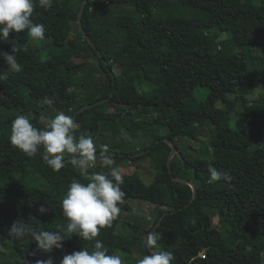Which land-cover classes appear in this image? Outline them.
Masks as SVG:
<instances>
[{
  "label": "trees",
  "instance_id": "trees-1",
  "mask_svg": "<svg viewBox=\"0 0 264 264\" xmlns=\"http://www.w3.org/2000/svg\"><path fill=\"white\" fill-rule=\"evenodd\" d=\"M83 1L54 0L48 10L36 7L32 19L45 26L43 40H33L25 31L0 41V72L8 71L2 53L12 54L16 47L21 67L0 82V264H36L49 257L60 264V257L83 247L93 250L96 240L108 254L122 253L129 264H139L132 255L134 247L140 245L151 254L145 235L165 212L153 231L160 234L154 250L171 252L170 264H261L264 109L250 105L239 89L264 85V60L255 75L249 70L248 54L251 48H264V0H88L83 26L108 65L80 30ZM91 53L107 77L99 97L79 100L72 87L81 85L75 81L89 64L83 57ZM216 83L225 93L240 94L239 127L232 112L220 104ZM129 86L139 88L130 92ZM45 97L54 102L45 104ZM103 98L108 100L77 115L75 135L99 143L97 153L103 150L101 138H120L108 150L128 163L140 157L133 154L147 151L145 156L155 162V181L146 184L137 173L121 174L120 187L125 197L158 206L153 226L140 236L119 230L122 213L132 209L123 197L119 216L93 241L73 234L63 248L46 253L30 239H11L8 229L16 220L37 230H63L61 202L70 183H87L66 161L71 159L68 154L65 167L56 172L43 161L42 147L34 157L15 148L10 143L12 121L23 114L43 128L45 112L49 119L59 112L73 117L83 105ZM205 125L212 128L207 138ZM170 143L177 147L172 172ZM209 165L227 172L231 181L210 182ZM174 177L196 184L193 201L192 187ZM41 207L46 214H40Z\"/></svg>",
  "mask_w": 264,
  "mask_h": 264
},
{
  "label": "clouds",
  "instance_id": "clouds-1",
  "mask_svg": "<svg viewBox=\"0 0 264 264\" xmlns=\"http://www.w3.org/2000/svg\"><path fill=\"white\" fill-rule=\"evenodd\" d=\"M54 0H0V41L8 39L10 33L27 34L33 40L45 38V26L33 22L32 16L36 7L48 10ZM19 49L14 48L13 53H2L8 65L7 72H0V82L9 78V73L21 71L17 62ZM53 99L44 98V103L51 105ZM43 119V118H42ZM78 125L72 116L59 112L54 118L45 121L43 128L35 127L26 115H18L11 126L10 143L21 150L26 156L34 157L40 153L44 162L56 172L65 167V155L71 156V164L78 170L79 176L87 183L78 179L73 180L61 202L62 215L66 225L60 231L37 230L21 220L14 221L8 229V236L19 242L25 243L28 239L36 243L37 250L51 253L54 249L63 248L66 238L73 234L84 241H93L98 237L100 230L110 226L120 214L119 205L124 203L125 193L120 185L123 177L114 167L115 158L109 152L107 145H102V151L97 153L96 145L91 137L75 135ZM97 159L102 168L108 173L93 172ZM208 172L211 181H231L227 172H220L209 165ZM41 215L47 209H39ZM67 233V234H66ZM160 234L151 232L147 235L144 245L151 250L150 255H145L139 264H170L174 256L168 251H155ZM261 264H264V252L260 254ZM36 264H54L52 257L37 260ZM60 264H122L121 257L108 254L103 242L96 240L93 250L83 247L63 257Z\"/></svg>",
  "mask_w": 264,
  "mask_h": 264
},
{
  "label": "rangeland",
  "instance_id": "rangeland-1",
  "mask_svg": "<svg viewBox=\"0 0 264 264\" xmlns=\"http://www.w3.org/2000/svg\"><path fill=\"white\" fill-rule=\"evenodd\" d=\"M122 18L121 16H119ZM74 36L71 38V42L73 43L75 40ZM38 42V41H36ZM249 54V70L253 74H259L262 65L261 60H264V48H251L250 51H248ZM86 58L89 64H86L84 71L82 72V77L84 76V83H82V77L78 76L77 80L75 81L76 85L72 87V90L78 94L79 100L81 99H94L100 96L99 89L101 87V84L106 80L107 74L106 71L101 67L98 58L93 55L92 53L89 54ZM82 58V59H83ZM254 58V59H253ZM81 61V59H79ZM264 62V61H263ZM114 72L118 73L120 68L118 65H114L113 68ZM216 92L220 97V104L225 105L229 111L232 112V117L234 119L236 127L240 126L241 121V113L243 110L242 107V99L240 98V94L234 93V94H228L225 93L222 89V86L220 84H215ZM138 89V87L135 86H129L127 89L128 91L132 92L135 89ZM98 89V90H97ZM240 92L245 93V97L248 100V103L250 105H257L260 107V109H264V85H259L255 89H251L249 86H242L240 87ZM203 93L202 90L199 91L201 94ZM205 93V92H204ZM204 93L200 96H204ZM54 107V106H53ZM55 109V108H53ZM105 110H113L111 107L105 108ZM56 111V109H55ZM19 112V111H18ZM33 112L31 111V115ZM43 118V119H42ZM49 119V112H45L44 115L41 117L42 123L45 124V121ZM205 128L208 133H206V138L210 137L209 135L212 132V128L209 125H205ZM108 135V130L103 129V136ZM126 137L127 133L125 132ZM120 141V138L111 139L110 141L108 139L101 138L99 142L103 143L104 145H107L111 147V145H114V143ZM99 144V143H98ZM98 144L96 143V149L98 148ZM119 149V148H117ZM139 153V152H138ZM145 154L140 155L138 159H136L134 162H127V160L124 158H115L120 160V162H117L118 164H121V168L123 170L121 171V174H132L137 173L146 184H151L155 181V162L150 156H145ZM144 156V157H141ZM138 157V156H136ZM116 161H114V167L116 164ZM106 168H102L100 165L99 159H97L95 166L91 169L94 172H103ZM119 170V169H118ZM120 172V171H119ZM125 197V196H124ZM126 200L131 204L132 209L131 211H124L121 216V223L119 225V230L127 231L129 233H132L136 236H140L143 234L144 231L148 230L153 226L154 220L156 219L158 215L157 208L153 203L147 202L145 200L139 199V198H130L125 197ZM128 221V223H126ZM215 221H217V217H215ZM66 225V224H65ZM63 226V229L65 227ZM149 233V231L147 232ZM157 249V246L155 247ZM116 255H119L122 260V264H129V261L123 256L122 253H116ZM136 258L139 259V261L145 256L148 255L142 246L137 245L134 247L133 254ZM64 256L60 257V261L63 259ZM126 259V260H125Z\"/></svg>",
  "mask_w": 264,
  "mask_h": 264
},
{
  "label": "water",
  "instance_id": "water-1",
  "mask_svg": "<svg viewBox=\"0 0 264 264\" xmlns=\"http://www.w3.org/2000/svg\"><path fill=\"white\" fill-rule=\"evenodd\" d=\"M87 2H88V0H84L83 3H82L81 9H80V12H79V15H78V24H79V26H80V30L82 31L84 37H85V38L89 41V43L93 46V48L96 50V52L98 53V55L102 58L103 62H104L106 65H108V64H109V61L105 58V56H104V54L102 53V51H101L100 49L97 48L96 44H95V43L93 42V40L90 38V36L88 35V33L86 32V30H85V28H84V26H83L82 18H83V14H84V12H85V7H86ZM112 94H113V93H112ZM107 100H108V98H103V99L98 100V101H96V102H93V103H90V104L83 105L80 109H78L77 113L73 116V119L75 120L76 117H77V115H78L80 112H82L83 110H85V109H87V108L94 107V106H96V105H99V104H101V103H103V102H106ZM170 145L172 146V150H171L170 155H169V158H168V167H169V169H170V172H172V169H171V160H172L173 155H174L175 152L177 151V147H176L173 143H170ZM110 153H112L113 156H114V155H117L116 152H110ZM145 153H147V151H141V152H139V153H135V154H133L132 156L136 157V156L143 155V154H145ZM121 155H123V154H121ZM70 160H71V159H68V160H66V161L70 162ZM174 179L177 180V181H183V182H186V183H188V184L192 187L193 192H194V195H193V198H192L191 201H193V200L196 198V195H197V186H196V184L193 183V182H190V181H188V180H186V179H183V178H181V177H174ZM186 206H187V205H186ZM166 214H167V213L165 212V213L160 217V219H159L157 225H156V226L154 227V229H153L152 231H150V232L155 231V230L157 229V227H159V226L161 225V223H162L163 219L165 218ZM148 234H149V233H147V234L145 235V239H146V237H147Z\"/></svg>",
  "mask_w": 264,
  "mask_h": 264
},
{
  "label": "crops",
  "instance_id": "crops-1",
  "mask_svg": "<svg viewBox=\"0 0 264 264\" xmlns=\"http://www.w3.org/2000/svg\"><path fill=\"white\" fill-rule=\"evenodd\" d=\"M117 169H119V171L121 173V171L123 170V168H121V164H120V166Z\"/></svg>",
  "mask_w": 264,
  "mask_h": 264
},
{
  "label": "built area",
  "instance_id": "built-area-1",
  "mask_svg": "<svg viewBox=\"0 0 264 264\" xmlns=\"http://www.w3.org/2000/svg\"><path fill=\"white\" fill-rule=\"evenodd\" d=\"M95 166V165H94ZM93 168V167H92ZM92 168H90V169H92ZM203 255V254H202Z\"/></svg>",
  "mask_w": 264,
  "mask_h": 264
}]
</instances>
